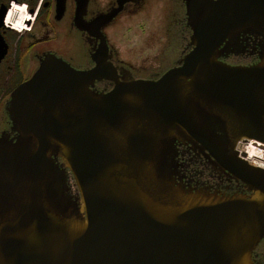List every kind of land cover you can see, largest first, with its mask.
<instances>
[{"label": "water", "instance_id": "95a60500", "mask_svg": "<svg viewBox=\"0 0 264 264\" xmlns=\"http://www.w3.org/2000/svg\"><path fill=\"white\" fill-rule=\"evenodd\" d=\"M186 2L193 49L159 80L119 81L94 27L93 69L47 60L12 94L17 137L0 140V264H255L264 169L235 149H264V44L250 66L221 58L244 50L239 33L264 39V0ZM102 81L113 88L94 90ZM179 147L213 158L246 194L179 183Z\"/></svg>", "mask_w": 264, "mask_h": 264}, {"label": "flooded vegetation", "instance_id": "af4514ba", "mask_svg": "<svg viewBox=\"0 0 264 264\" xmlns=\"http://www.w3.org/2000/svg\"><path fill=\"white\" fill-rule=\"evenodd\" d=\"M153 0H65L62 11L57 0H0V140L13 141L17 137L12 132V124L7 114L12 94L29 82L47 60L59 59L76 71H89L95 67L92 57L98 52L101 40L96 30L105 39L109 49V59L117 70L119 81L124 76L137 81H157L193 49L190 45L192 32L187 20L186 0H163L169 5L167 47L158 55L173 63L156 68L148 78H142L123 61H118L108 42L106 30L112 28L123 15H134ZM217 2L219 0H207ZM78 9H81L78 14ZM116 13L109 24L92 25L99 17ZM83 25L84 31L79 29ZM264 39L239 33L233 53L223 56L221 61L231 66H250L258 62V52ZM155 54V50L153 51ZM148 55H145L147 58ZM110 81L95 83L94 90L108 92L113 88ZM247 143H239L235 149L236 159L247 162ZM245 154L244 157L241 155ZM176 180L193 188H205L212 193L227 195L246 192L241 184L233 181L231 175L215 167L214 159L179 147L175 159ZM259 168L260 166L248 163ZM71 181V177H69ZM255 264H264V240L255 250Z\"/></svg>", "mask_w": 264, "mask_h": 264}, {"label": "rangeland", "instance_id": "374dc122", "mask_svg": "<svg viewBox=\"0 0 264 264\" xmlns=\"http://www.w3.org/2000/svg\"><path fill=\"white\" fill-rule=\"evenodd\" d=\"M170 12L169 5L163 0H153L138 13L123 15L105 32L118 61L129 65L142 78H148L156 68L173 63V60L158 58L167 47L165 35Z\"/></svg>", "mask_w": 264, "mask_h": 264}, {"label": "bare ground", "instance_id": "6f19581e", "mask_svg": "<svg viewBox=\"0 0 264 264\" xmlns=\"http://www.w3.org/2000/svg\"><path fill=\"white\" fill-rule=\"evenodd\" d=\"M245 152L248 160L262 159L261 161L262 163H264V152L260 151L258 148H255L253 144H248L245 149Z\"/></svg>", "mask_w": 264, "mask_h": 264}, {"label": "built area", "instance_id": "2783aa9c", "mask_svg": "<svg viewBox=\"0 0 264 264\" xmlns=\"http://www.w3.org/2000/svg\"><path fill=\"white\" fill-rule=\"evenodd\" d=\"M263 165H264V163H263Z\"/></svg>", "mask_w": 264, "mask_h": 264}]
</instances>
